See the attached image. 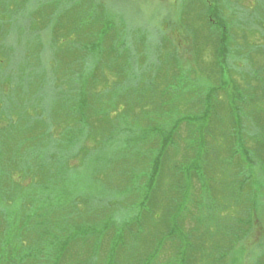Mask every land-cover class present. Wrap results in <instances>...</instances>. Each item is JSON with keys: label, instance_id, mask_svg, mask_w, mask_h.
<instances>
[{"label": "trees", "instance_id": "16d2710c", "mask_svg": "<svg viewBox=\"0 0 264 264\" xmlns=\"http://www.w3.org/2000/svg\"><path fill=\"white\" fill-rule=\"evenodd\" d=\"M214 4L206 22L216 29V54L226 80L220 79L201 98L202 104L176 120L155 147L147 142L149 139L129 145L117 138L135 128V121L126 122L128 127L121 125L125 111L116 115L114 109L107 110L104 97L109 90L105 89L124 85L127 76L131 82H139L143 71L133 70L127 57L130 50L118 52V36L110 39V27H95L92 9L79 12L77 6L68 9L67 14L45 10L47 15L35 19L39 32L49 31L55 36L50 45L55 56L66 53L74 58L49 68V84L55 91L49 100L52 115L49 112L47 118L25 125L21 140L16 129L0 126V264H162L158 246L168 244L167 264H208L209 255L214 257L213 264L237 263V247L252 239L256 220L261 218L259 212L264 211V176L261 178L256 170H264V127L259 126L261 134L252 135V146L244 138L246 125L252 120L257 125L254 103L257 98L264 101V90L251 86L243 93L241 86L233 87L228 58L233 49L236 51L233 41L237 39L226 26L218 1ZM66 36L72 40V47L61 52L55 44H66L62 42ZM105 59L110 60L109 65ZM38 68L32 77L42 81L45 66ZM34 69L29 67V71ZM109 72L114 76L112 83L108 81ZM43 87L42 82L40 90ZM95 87L103 92L101 103L99 98L96 101ZM136 88L142 90L137 97L131 94L133 88L126 93L115 90V107L126 104L129 97L134 102L143 98L141 104H146V90L140 84ZM63 110L66 119L56 121ZM112 110L116 115L113 118ZM141 112L152 111L144 107ZM222 118L232 124V130L223 137L229 160L220 158L234 172L228 193L212 186L215 177L209 179V166L219 162V146L207 135L212 123L218 124ZM114 119H120L116 126L111 122ZM184 123L191 126L193 134L196 126L197 134L193 140H185L186 152L175 163L172 160L180 146L176 135ZM22 183L31 187L32 194L23 205V215L10 219L7 205L16 204L21 195L13 200L5 195L9 191L17 194ZM217 196L240 203L245 212L236 216L237 221L232 223L235 226L223 228L226 237L222 241L206 242L204 248L198 243V248L203 222L191 221V217L197 212L211 216L210 231L215 230L217 224L211 221H217L222 207H230L217 204ZM154 217L165 226V231L157 235L161 244L154 239L151 244V238L144 236L148 225L161 233V224L159 228L152 222ZM187 221L191 225L185 229Z\"/></svg>", "mask_w": 264, "mask_h": 264}, {"label": "rangeland", "instance_id": "374dc122", "mask_svg": "<svg viewBox=\"0 0 264 264\" xmlns=\"http://www.w3.org/2000/svg\"><path fill=\"white\" fill-rule=\"evenodd\" d=\"M217 1L223 19L227 22L226 26L237 39L233 41L236 51L233 49L228 58L232 67L233 87L241 86L243 93L245 90H250L251 86L258 88L257 90H264V0ZM215 2L216 0H0V126H9L11 127L9 130L16 129L17 136L21 140L20 133L25 125L32 124L39 118H47L49 112L50 115L53 114L49 107V100L54 97L55 91L49 84L48 75L52 73L49 68L57 62L60 64L70 62L74 57L66 53L55 56L56 52L52 51L50 46L55 36L49 31L46 34L39 32V24L35 23V19L41 20L46 13L45 10L54 9L55 12L67 14L68 9L77 6L76 10L79 12H89L92 9L95 13V27H110L109 31H113L110 33V39L118 36L116 45L118 52L130 50L131 54L127 57L132 61L133 70L143 71V74L138 77L139 82L133 83L127 76V83L124 85L105 89L109 90L105 95L106 98L104 97L107 110L114 109L116 115L125 111L122 119L124 123L121 125L128 127L126 122L135 121V128L118 135L117 138L128 141L129 145L149 139L147 142H150V145L153 143L152 147L158 146V142L163 139L161 137L175 126L176 120L188 115L189 111L192 112L191 108L196 104H202L201 98L207 94L208 90L218 85L220 79L226 80L219 66L222 61H218L216 54L218 46L216 29L214 30L213 25L206 22V15L211 12ZM62 42L66 44H55L57 50L69 51L68 47H72V40L66 36ZM41 43L45 46L40 45ZM105 62L110 64V60L105 59ZM39 65L48 68H44L46 75L42 81L40 78L32 77L33 71L35 73ZM23 67L28 70L21 71ZM29 67L35 69L29 71ZM108 78V81L112 83L113 74L109 72ZM42 82L44 87L40 90ZM137 84L146 90L147 105L141 104L143 98H139V102H134L129 97L126 104L115 107L113 100L115 90H124L122 92L126 93L133 88L131 94L137 97L142 91L137 90ZM218 88L223 90L222 87ZM96 90L95 87V93L98 96L96 101L99 98L101 103L103 92L100 89ZM99 106L100 110L101 105ZM254 106L257 125H254L253 120L246 125L248 132L245 133L244 138L249 141L248 146L253 145L250 140L254 138L253 134H261L258 131L259 126L264 127V101L257 98ZM144 107L152 112L140 113ZM221 110L225 113L223 107ZM110 115L112 118L116 116L113 110L110 111ZM66 116V111L63 110L62 114L56 116V121L64 120ZM151 116L155 117L152 121H150ZM100 118L106 117L100 116ZM223 118L220 122L218 121V124L212 123L210 134L207 135L209 138H215L217 141L215 146H219L216 157L219 162L209 166L211 171H209L211 175L209 179L215 177L216 183L212 186L216 185L228 193L230 187H233L232 173L234 172L232 167L225 165L220 158H225V162L228 159V145L223 143L225 141L223 137L226 131L232 130V124L230 120ZM118 120L114 119L111 122L116 126ZM105 122L104 120L103 123ZM189 127L191 128L187 123L179 127L178 135H176L180 144L176 150L178 157L174 155L172 162H180V157L183 158L187 149L184 147L185 140H193L197 134L196 126H194V134ZM24 135L27 136V133ZM189 135L192 137L189 138ZM256 170L262 178L264 170H261L262 172ZM195 182L199 184L198 181ZM31 194V187L22 183V188L17 194L9 191L5 195L7 199L12 200L16 195H21L20 203L18 200L16 204L7 205L6 210L10 211L7 215L11 217L8 218L12 219L14 215L20 218L23 215L25 211L23 205ZM230 201L227 197L218 199L217 196V204L230 205V207H222L217 215V221H211L213 225L217 224L215 230L210 231L211 216L203 217L197 212L191 217V221L203 222L201 235L197 238V247L198 243L204 248L206 242L212 244L218 239L222 241L221 238L226 237L222 232L223 228L227 229L234 225L232 223L237 221L236 216L244 214L245 210L240 203ZM2 206L1 202L0 209ZM132 213L135 214V212ZM259 215L261 218L256 220L257 228L250 237L252 239L248 242L243 241L237 247L239 252L236 255L238 258H236V264H264L262 244L264 243V211L259 212ZM152 222L154 225L158 224L159 228L161 224V233H157V228L154 231L148 225V229L144 230V236L151 238V244L152 239L161 244L157 235L165 231V226L162 222L159 223L156 217L152 218ZM189 225H191L190 222H185V229ZM258 242L261 243L257 245ZM168 245L158 246L162 253L160 258L162 264H167ZM197 253L201 255L200 249ZM208 261V264H213L214 257L209 255Z\"/></svg>", "mask_w": 264, "mask_h": 264}]
</instances>
